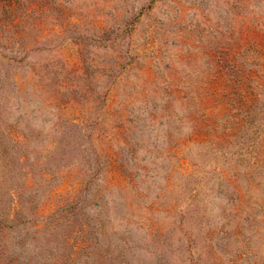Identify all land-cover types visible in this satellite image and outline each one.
I'll use <instances>...</instances> for the list:
<instances>
[{
  "label": "rangeland",
  "instance_id": "374dc122",
  "mask_svg": "<svg viewBox=\"0 0 264 264\" xmlns=\"http://www.w3.org/2000/svg\"><path fill=\"white\" fill-rule=\"evenodd\" d=\"M0 264H264V0H0Z\"/></svg>",
  "mask_w": 264,
  "mask_h": 264
}]
</instances>
